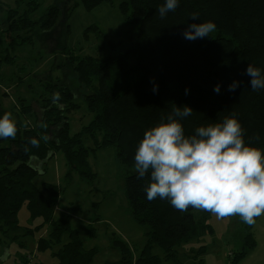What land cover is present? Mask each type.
I'll return each instance as SVG.
<instances>
[{
	"label": "trees",
	"instance_id": "obj_1",
	"mask_svg": "<svg viewBox=\"0 0 264 264\" xmlns=\"http://www.w3.org/2000/svg\"><path fill=\"white\" fill-rule=\"evenodd\" d=\"M69 1L65 0L64 5ZM79 2L86 10L100 4L115 6L126 21L136 24V46L131 50L136 56L134 66L130 67L123 55H80L67 45L68 19L78 1L67 7L63 2L50 4L34 19L32 14L40 5L37 0H14V6L0 0V13H4L1 27L5 26L0 28V34L6 33L13 41L0 48L7 50L6 64L15 61V45L33 43L36 31L44 44V40L54 38L56 50H60V57L64 56L63 62L75 80L89 89L83 100L91 114L86 124L75 131L71 129L68 115L79 108L75 99L79 93L61 79L44 81L36 98L19 97L17 108L8 111L0 107V117L10 112L17 126L14 139L0 138V234L12 242L32 233L17 218L25 206L31 219L40 218L50 227L48 238L38 240L40 249L59 243L63 233L69 234L52 264H94L96 248H85L68 219L57 215L59 186L43 182L39 188L32 180L44 173L39 165L58 151L70 172L93 178L90 155L114 146L126 172L124 190L130 211L139 224L147 227L146 241L134 261L128 244L113 238L112 247L119 249L121 259L103 264H157L161 256L151 252L153 245L162 249L164 259L183 264L177 262V247L209 230L210 212L191 206L182 212L167 199L148 201L143 191L147 179H137V146L145 130L164 122L162 118L175 105H188L193 112L181 121L186 135L194 134L197 127L222 122L234 113L245 130V143L264 155V89L253 91L250 78L244 74L248 64L264 73V0H178L176 10L163 19L157 9L165 0ZM193 14L198 18L193 19ZM207 21L217 26L209 37L184 38L189 25ZM90 32L98 37L101 34L96 24L88 25L83 34L88 36ZM233 81L240 82L234 92L228 90ZM217 84L219 93L214 91ZM33 138L39 141L38 147L30 143Z\"/></svg>",
	"mask_w": 264,
	"mask_h": 264
},
{
	"label": "rangeland",
	"instance_id": "obj_2",
	"mask_svg": "<svg viewBox=\"0 0 264 264\" xmlns=\"http://www.w3.org/2000/svg\"><path fill=\"white\" fill-rule=\"evenodd\" d=\"M3 1L14 6V0ZM37 1L40 5L32 14L34 19L48 5L59 2L64 5L65 2ZM76 1L78 4L68 19L70 32L67 45L80 55H123L127 64L134 66L136 56L131 50L136 46V24L126 21L118 8L112 5L100 4L86 10L80 0H71L64 6H70ZM3 17L4 13H0V28H5L1 27ZM90 24L97 25L101 31L99 37L94 32L84 36L83 31ZM39 35L36 31L32 36L33 43L15 45L12 49V55L15 56L13 63L6 64L4 61L7 50L0 51V56L3 55L0 57V107L8 111L17 108L16 101L19 97L26 100L36 98L37 92H42L44 81L61 79L74 86L79 93V97L75 94L79 108L68 115L71 129L75 131L91 118L83 100V95L89 89L75 80L70 67L63 62L64 56L60 57V50H56L55 39L44 40V44ZM12 42L6 33L0 34V48L11 45ZM9 49L11 50L10 47ZM97 83L94 82L96 85ZM90 89L94 90L93 87ZM89 163L94 177L87 179L76 171L70 172L62 152L58 151L44 165L38 164V169H43L44 173L37 174L32 182L39 188L43 182L59 186L61 192L56 203V210L59 209L57 215L61 219H68L70 227L76 230L85 248H96L92 260L94 264L121 259L119 249L112 247L113 238H119L128 244L135 261L145 245L147 227L139 224L130 211L124 190L126 172L117 160L115 147L97 150L90 155ZM68 172L71 174L68 175ZM17 218L19 224L29 227L32 233L19 236L12 242L5 241L0 234V264L54 263L59 246L68 241L69 234L63 233L59 243L40 249L38 240L40 237L48 238L50 227L43 224L40 218L31 219L25 206L21 207ZM207 223L210 228L203 235L177 247V262L264 264V215L255 217V223L248 225L238 215L220 219L210 212ZM249 232L250 235L247 234ZM151 252L161 256L157 264H176L174 259H164L162 249L157 245L152 246Z\"/></svg>",
	"mask_w": 264,
	"mask_h": 264
},
{
	"label": "clouds",
	"instance_id": "obj_3",
	"mask_svg": "<svg viewBox=\"0 0 264 264\" xmlns=\"http://www.w3.org/2000/svg\"><path fill=\"white\" fill-rule=\"evenodd\" d=\"M178 6V0H165L157 11L163 19ZM191 17L198 18L196 14ZM216 27L213 21L193 23L183 36L187 40L209 37ZM244 74L250 78L253 91L264 89L260 68L248 64ZM239 83L233 81L228 90L234 92ZM214 91L220 92L219 84ZM192 112L188 105H175L162 118L164 122L145 130L134 159L137 179H147L143 189L147 200L167 199L182 212L191 206L220 219L238 215L244 223L254 224L255 217L264 215V155L245 143V130L234 113L186 135L181 121ZM16 134L12 114L4 113L0 117V138L14 139ZM30 143L39 146L35 138Z\"/></svg>",
	"mask_w": 264,
	"mask_h": 264
}]
</instances>
